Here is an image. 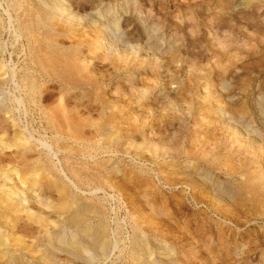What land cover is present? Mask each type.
<instances>
[{
    "label": "rangeland",
    "instance_id": "374dc122",
    "mask_svg": "<svg viewBox=\"0 0 264 264\" xmlns=\"http://www.w3.org/2000/svg\"><path fill=\"white\" fill-rule=\"evenodd\" d=\"M0 240L264 264V0H0Z\"/></svg>",
    "mask_w": 264,
    "mask_h": 264
},
{
    "label": "bare ground",
    "instance_id": "6f19581e",
    "mask_svg": "<svg viewBox=\"0 0 264 264\" xmlns=\"http://www.w3.org/2000/svg\"><path fill=\"white\" fill-rule=\"evenodd\" d=\"M74 56V55H73ZM65 57H67V56H65ZM42 58V57H41ZM55 58H57V57H55ZM46 58H44V60H45ZM65 59V58H64ZM76 59V58H75ZM56 60V59H55ZM70 60V59H69ZM46 61H47V59H46ZM57 61V60H56ZM66 61V60H65ZM71 61V60H70ZM69 61V62H70ZM66 62H68V60L66 61ZM49 63V62H48ZM76 63V62H75ZM46 64V63H45ZM56 64V63H55ZM58 64V63H57ZM62 64H64V63H62ZM73 64V63H72ZM43 65V64H42ZM59 65V64H58ZM45 66V65H44ZM54 66V65H53ZM61 66V65H60ZM67 66H71V63L70 64H67ZM56 67H58V66H56ZM67 68V67H66ZM70 69V68H69ZM68 69V70H69ZM74 69V68H73ZM74 72V71H73ZM55 73V72H54ZM57 73H59V72H57ZM72 75V74H71ZM73 76H74V74H73ZM64 77V76H63ZM66 78H67V76H66ZM71 79V78H70ZM64 117V116H63ZM62 119H64V118H62ZM67 121V120H66ZM65 121V122H66ZM71 125V124H70ZM82 136V135H81ZM70 196V195H69ZM65 201V200H64ZM39 203L42 205V206H46V207H51L47 202H45L44 200H39ZM39 204V205H40ZM10 205V204H9ZM67 205V204H66ZM68 206V205H67ZM64 209V208H63ZM65 210V209H64ZM32 216L36 219V220H39V221H44V218L42 217V215H38V214H36V212L35 213H33L32 212ZM1 241V240H0ZM92 243L95 245V242H93L92 241ZM74 251L75 252H77L78 254L79 253H81L82 251H84V249L83 248H74ZM75 252H73V253H75ZM77 253H75V254H77ZM82 254H83V252H82ZM85 254H86V252H85ZM77 256V255H76ZM82 256V255H81ZM78 257V256H77ZM83 257V256H82ZM87 259H89V258H87Z\"/></svg>",
    "mask_w": 264,
    "mask_h": 264
}]
</instances>
